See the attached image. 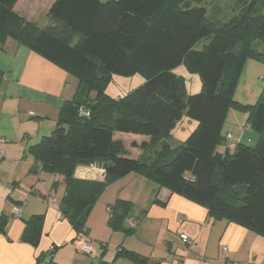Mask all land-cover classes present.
Instances as JSON below:
<instances>
[{
    "label": "trees",
    "instance_id": "1",
    "mask_svg": "<svg viewBox=\"0 0 264 264\" xmlns=\"http://www.w3.org/2000/svg\"><path fill=\"white\" fill-rule=\"evenodd\" d=\"M16 2L0 0V44L13 37L78 79L54 130L29 147L43 171L63 177L61 215L78 234L86 233V216L105 187L134 172L202 205L213 219L264 237V88L253 105L232 97L246 61L264 63V51L252 47L264 43V0H237L244 6L222 25L210 21L202 0L195 6L189 0H54L43 28L14 12ZM202 38L206 43L195 49ZM180 64L198 73L197 93L183 91L182 77L173 72ZM146 65L154 70L132 94L115 99L105 93L113 74L129 76ZM232 108L246 114L258 139L220 153ZM183 115L196 125L182 144L171 146V131ZM115 132L147 136L140 148L153 152L152 160L129 157ZM90 163L102 165L101 181L74 176L77 166ZM132 208L117 199L109 206V226L133 233L125 225ZM42 220L26 221L21 241L36 246ZM118 254L148 264L135 252Z\"/></svg>",
    "mask_w": 264,
    "mask_h": 264
},
{
    "label": "crops",
    "instance_id": "2",
    "mask_svg": "<svg viewBox=\"0 0 264 264\" xmlns=\"http://www.w3.org/2000/svg\"><path fill=\"white\" fill-rule=\"evenodd\" d=\"M53 1L17 0L13 11L43 28L37 21L45 16L49 21ZM0 70V264H133L118 254L121 249L146 257L148 264H264L263 236L225 218L213 219L202 205L134 172L107 185L89 210L85 235L93 253L76 251L72 241L78 233L59 207L65 194L63 177L43 171L29 147L54 130L62 105L77 92L78 79L13 37L0 44ZM223 135L233 138L217 147L220 153L244 143L245 131L237 139L230 132ZM124 136L134 138L129 143L137 150L134 158L152 160L150 152L140 148L147 136L115 132L113 139L128 153ZM102 170L99 163L83 164L74 176L101 181ZM117 199L132 203L125 219V225L133 227L129 235L108 224L109 206ZM17 205L20 213L15 216L12 209ZM37 215L43 216L41 236L33 246L21 241V235L25 222ZM181 235L191 243H184ZM50 247L54 252L49 259Z\"/></svg>",
    "mask_w": 264,
    "mask_h": 264
},
{
    "label": "rangeland",
    "instance_id": "3",
    "mask_svg": "<svg viewBox=\"0 0 264 264\" xmlns=\"http://www.w3.org/2000/svg\"><path fill=\"white\" fill-rule=\"evenodd\" d=\"M189 1L191 6L196 5L195 0ZM202 3L206 6L207 17L216 25H222L227 22L232 15L244 6L241 2L237 3V0H202ZM180 7L182 8V6ZM262 13L264 14V7L262 8ZM48 23L49 21L46 16L44 19L37 21L39 26H46ZM206 41L207 40L204 38L200 39L195 44L194 48L201 49ZM252 47L259 51H264L263 42H254ZM153 70V67L146 65L141 70L129 76L113 74L106 84L105 93L115 99L132 94L143 84L145 78L151 74ZM173 72L182 77L183 91H185L186 94L200 91L201 81L198 73L188 72L183 64L175 67ZM263 88L264 63L248 59L233 91V100L244 105H253L258 101ZM233 113H235L234 115H236L237 119H235ZM195 125L196 123L194 120L183 115L181 120L177 122L176 127L172 130V136L170 138L171 146L182 144L186 136L194 129ZM241 131H245L243 142L254 146L258 139V134L249 126H244V112L238 109L236 111L232 108L223 126V132H230L234 136V139H237ZM122 140L130 150L127 155L134 158L137 150L129 144L134 138L124 136ZM151 154H153V152H151Z\"/></svg>",
    "mask_w": 264,
    "mask_h": 264
},
{
    "label": "built area",
    "instance_id": "4",
    "mask_svg": "<svg viewBox=\"0 0 264 264\" xmlns=\"http://www.w3.org/2000/svg\"><path fill=\"white\" fill-rule=\"evenodd\" d=\"M80 114L88 116V112L83 110L82 108L79 109ZM231 135H226V139H230ZM104 173V169L102 170ZM12 213L15 216H18L20 213V206H14L12 209ZM129 226H132V224H129ZM181 240L184 243H191V240L186 236V235H181ZM72 244L75 248L76 251L86 254V255H91L93 253V246L92 243L89 241L87 236L84 233H79L77 236L73 239ZM223 250H226L225 248ZM49 251H53V247H50Z\"/></svg>",
    "mask_w": 264,
    "mask_h": 264
}]
</instances>
